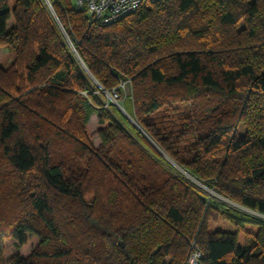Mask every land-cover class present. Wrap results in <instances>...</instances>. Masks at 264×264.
Segmentation results:
<instances>
[{
  "label": "trees",
  "instance_id": "obj_1",
  "mask_svg": "<svg viewBox=\"0 0 264 264\" xmlns=\"http://www.w3.org/2000/svg\"><path fill=\"white\" fill-rule=\"evenodd\" d=\"M51 2L0 0V264H264V0Z\"/></svg>",
  "mask_w": 264,
  "mask_h": 264
},
{
  "label": "built area",
  "instance_id": "obj_2",
  "mask_svg": "<svg viewBox=\"0 0 264 264\" xmlns=\"http://www.w3.org/2000/svg\"><path fill=\"white\" fill-rule=\"evenodd\" d=\"M145 1L147 0H75L74 6L77 9H84L89 21L110 24L134 13ZM43 2L58 21L50 0H43ZM258 215L264 218V214ZM202 255L200 248L193 243L192 251L185 264H201Z\"/></svg>",
  "mask_w": 264,
  "mask_h": 264
},
{
  "label": "rangeland",
  "instance_id": "obj_3",
  "mask_svg": "<svg viewBox=\"0 0 264 264\" xmlns=\"http://www.w3.org/2000/svg\"><path fill=\"white\" fill-rule=\"evenodd\" d=\"M51 2V0H50ZM74 2L75 0H67L66 4L68 5H74ZM51 5L55 11V14H56V18L58 19V24L60 23L61 24V21L59 20V17L57 15V12L51 2ZM47 7V6H46ZM49 10V8H47ZM50 12V10H49ZM51 13V12H50ZM53 17L54 15L51 14ZM4 54H7V50L5 48H1L0 47V57ZM94 80V79H93ZM95 81V80H94ZM95 83L99 86V83L97 81H95ZM126 90H127V87H126ZM104 93L106 94L108 100L113 103L115 105V101L117 100L119 103H121L118 99V96H111L109 91H106V90H103ZM29 91H24L25 94H27ZM112 94V93H111ZM114 95L116 93H113ZM117 95V94H116ZM98 113H93L91 114L90 118H89V121H88V124H89V137H90V142L92 144V146L96 149H98L100 146H101V140L98 136V128H99V125H98ZM160 152L162 153V155L169 161L170 165L176 170L178 171L179 173H181L187 180H189L191 183L195 184L196 186L198 187H201V188H204V189H207L209 192H214V190L212 189H208L207 187H205L198 179H196L194 176H192L189 172H187L185 169H183L179 164H177L169 155H167L163 150H161L159 147H157Z\"/></svg>",
  "mask_w": 264,
  "mask_h": 264
},
{
  "label": "water",
  "instance_id": "obj_4",
  "mask_svg": "<svg viewBox=\"0 0 264 264\" xmlns=\"http://www.w3.org/2000/svg\"><path fill=\"white\" fill-rule=\"evenodd\" d=\"M59 25L63 28L62 24L59 23ZM73 49L75 50V47H73ZM105 90V89H103ZM107 91V90H106ZM111 96H117L116 94L114 95L113 93L111 94ZM115 105L118 106L131 120L132 122L135 124V126L143 133L146 135L145 131L142 129V127L128 114V112L125 110L124 106L119 103L117 100L115 101Z\"/></svg>",
  "mask_w": 264,
  "mask_h": 264
}]
</instances>
